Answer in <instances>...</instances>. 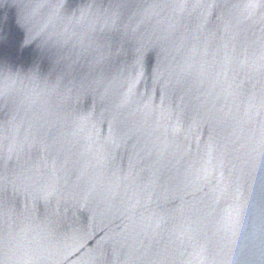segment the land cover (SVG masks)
<instances>
[{
    "label": "water",
    "instance_id": "obj_1",
    "mask_svg": "<svg viewBox=\"0 0 264 264\" xmlns=\"http://www.w3.org/2000/svg\"><path fill=\"white\" fill-rule=\"evenodd\" d=\"M262 76L242 0H0V262L264 264Z\"/></svg>",
    "mask_w": 264,
    "mask_h": 264
},
{
    "label": "snow or ice",
    "instance_id": "obj_2",
    "mask_svg": "<svg viewBox=\"0 0 264 264\" xmlns=\"http://www.w3.org/2000/svg\"><path fill=\"white\" fill-rule=\"evenodd\" d=\"M166 3H183L184 5L195 3L199 7H206L210 4L219 5L225 0H165ZM245 7L247 8H261L264 9V0H242ZM103 71H107L108 68L105 67L102 69ZM134 87V81H133ZM255 87V86H254ZM260 89L264 92V76L260 81ZM133 88H129V92L132 93ZM4 99V94L0 91V102ZM39 137L42 138V142L44 147L47 150L55 151L57 148V137L56 132L54 129H47L41 130L37 133ZM259 159V146L255 149V157H254V164ZM245 165H247V161H244ZM3 165L0 164V208L3 207L6 198V190L3 187ZM162 179V177H161ZM238 193V189H231L226 191L223 194L222 200H227L229 208L236 212V218L233 220L232 211L225 212L224 209L215 210L214 214L211 216L209 221V228L205 233V240L209 246V248L214 249L220 241V231L223 230L225 233H231L233 240L232 242L235 243V237L237 233V225L239 223L241 217V211L243 208V203H241L242 197L244 196L243 193ZM219 226V227H218ZM5 231L6 227L2 219H0V256L3 255L4 250V240H5ZM114 247L119 249L121 252L124 251V248L121 246V241L116 240L114 242ZM2 264V262H0Z\"/></svg>",
    "mask_w": 264,
    "mask_h": 264
}]
</instances>
